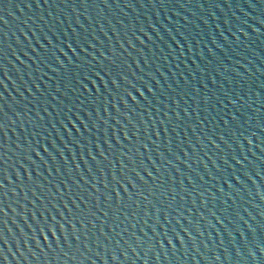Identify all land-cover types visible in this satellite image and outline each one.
I'll return each mask as SVG.
<instances>
[{
  "label": "water",
  "instance_id": "1",
  "mask_svg": "<svg viewBox=\"0 0 264 264\" xmlns=\"http://www.w3.org/2000/svg\"><path fill=\"white\" fill-rule=\"evenodd\" d=\"M0 264H264V0H0Z\"/></svg>",
  "mask_w": 264,
  "mask_h": 264
}]
</instances>
